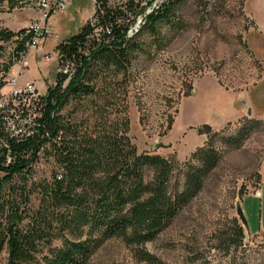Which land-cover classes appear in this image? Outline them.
Returning <instances> with one entry per match:
<instances>
[{
    "label": "rangeland",
    "instance_id": "374dc122",
    "mask_svg": "<svg viewBox=\"0 0 264 264\" xmlns=\"http://www.w3.org/2000/svg\"><path fill=\"white\" fill-rule=\"evenodd\" d=\"M69 1L64 12L49 18L54 35L43 41L44 45L39 44L44 53L39 48H30L22 81L53 85L57 72L74 71L72 62L58 61L56 46L77 33L87 21H97L93 14L100 0ZM175 1L169 16L159 20L153 31L140 32L145 21L141 22L136 37L139 48L133 51L130 65L118 72L117 77L110 69L96 71L107 83L122 80L115 89L124 94L128 136L139 153L158 154L156 151L164 147L162 139L169 131L164 138L166 142L192 129L200 133L198 129L203 125L221 127L205 134L206 141L199 146L218 152V162L203 178L201 190L143 248L155 255L159 264H264L261 239L244 232L240 242L236 233L240 223L237 203L243 209L249 229V217L256 216L257 202L246 195L255 192L260 179L264 116L243 115L233 122L237 109L230 92L246 93L262 76V63L251 41L254 23L245 10L249 4L257 18L264 17V0H250L246 9V0ZM125 3L126 0H106L113 11H123L118 15V22L129 24L133 13L125 8ZM0 13H3L0 23L12 31L26 27L33 16L31 8L13 2L8 11L0 9ZM135 25L129 32H135ZM100 31L99 26L94 36L99 38ZM96 99L91 96L80 102L70 101L60 113L82 126L95 122L97 109L106 111L104 115L109 119H120V108L113 101L109 104L105 99ZM240 129L245 135L242 142L230 143L229 139ZM156 143L158 146L154 148ZM190 155L184 161L169 156L174 160L171 188L179 185L181 189L187 167L200 164ZM60 172L49 154V145H45L31 163L26 180L20 174L14 176L15 185L30 189L29 201L25 204L29 215L39 207L44 185L52 182L54 173ZM151 174L152 170L146 169L145 177ZM64 234L71 238L68 233ZM52 245L60 246L61 238L54 237ZM7 262L5 246L0 252V264ZM87 264L145 263L138 261L132 247L121 239L110 238L93 249Z\"/></svg>",
    "mask_w": 264,
    "mask_h": 264
},
{
    "label": "trees",
    "instance_id": "16d2710c",
    "mask_svg": "<svg viewBox=\"0 0 264 264\" xmlns=\"http://www.w3.org/2000/svg\"><path fill=\"white\" fill-rule=\"evenodd\" d=\"M174 3L150 14L139 31H153L159 20L169 16ZM124 6L134 19L138 9L133 1L126 0ZM120 14L121 9L113 11L106 0H100L93 14L97 21H87L56 46L58 61L72 62L74 71L55 74L54 84L47 88L41 120L49 132V154L61 172L54 173L52 182L44 185L39 207L31 215L25 207L30 189L15 185L13 180L18 174L26 180L37 157L38 143L44 139H35L29 157L0 165V252L6 246L7 264H87L93 249L110 238H119L132 247L138 261L159 264L143 245L155 239L198 194L203 178L218 162L215 149L196 148L190 156L200 164L187 167L181 189L179 185L171 188L173 157L139 153L131 142L125 97L115 89L122 80L107 83L96 74L110 69L117 77L139 48V31L131 37L127 33L133 19L129 24L120 23ZM99 26L101 36L97 38L94 33ZM13 33L0 27V35L6 38ZM91 96L97 98L95 101H113L120 108V119H109L106 111L97 109L95 122L82 126L60 113L68 102ZM168 124L170 129L172 121ZM198 131L207 135L215 132L208 125ZM244 137L240 129L229 140L238 145ZM146 169L152 170L151 177H145ZM236 228L241 242L244 229L240 223ZM54 237L61 238L60 246L52 245Z\"/></svg>",
    "mask_w": 264,
    "mask_h": 264
},
{
    "label": "built area",
    "instance_id": "2783aa9c",
    "mask_svg": "<svg viewBox=\"0 0 264 264\" xmlns=\"http://www.w3.org/2000/svg\"><path fill=\"white\" fill-rule=\"evenodd\" d=\"M132 1L138 13L129 25L127 33L138 21L146 20L154 11L160 10V6L174 2V0ZM11 2L31 8L33 17L23 31H14L7 38L0 35L1 166L11 164L17 157H29L36 138L44 139L38 143L36 156L45 145H49V132L41 120L48 85L22 81L20 77L28 68L26 56L30 48H39L40 43L54 35L50 29L49 18L57 12H64L70 4L69 0H2L0 9L8 11ZM2 174L3 171L0 170V175ZM254 193L258 195L259 190L256 189Z\"/></svg>",
    "mask_w": 264,
    "mask_h": 264
},
{
    "label": "crops",
    "instance_id": "0c3cea01",
    "mask_svg": "<svg viewBox=\"0 0 264 264\" xmlns=\"http://www.w3.org/2000/svg\"><path fill=\"white\" fill-rule=\"evenodd\" d=\"M249 2L250 0H246L245 9L247 8V4ZM245 13L249 14L253 20L254 26L251 27V29L253 30V32H255V34L252 35L251 41H252V45H253V49L255 53L262 63L261 78H259L256 81L255 85H253L250 90L248 91L246 90L247 91L246 93H247L249 105L251 107V115L261 114L264 116V17L257 18L254 14V10L252 6H249V4H248V9L245 10ZM2 14L3 13H0V19H1ZM0 25L2 24L0 23ZM41 44L44 45L43 42ZM39 49H40L39 51L43 50L41 47H39ZM44 51L45 50L42 51V54L44 53ZM27 61L28 60L26 56V64L28 63ZM26 71H24L21 74V77H20L21 80H22V76L24 75ZM230 92H232L235 98V106L237 109V111L235 112V117L233 119V122H234V121H237L241 116L243 115L246 116L245 114L246 107L243 106V102L240 103L238 101L240 92L239 93L234 92V91H230ZM220 128L221 127L212 128V129L218 130ZM168 133L164 135L162 139L163 140L162 143L164 147H159L156 152L165 158H168L169 156H174V158L177 161L186 160L189 157V155L193 151H195L197 147L202 146L204 142L206 141V135L204 133H198L195 129H192V132L186 133L182 135L180 138L175 139L174 141L166 142L164 141V138L168 135ZM259 175H260V179L256 187V189L259 190V194L257 195L254 192H251L247 194L246 196L247 197L250 196L254 198L257 202V210L255 214L256 215L255 219L252 218V216L249 217L250 219L249 232L251 235H257L261 239V241L264 243V160L261 162V165L259 168Z\"/></svg>",
    "mask_w": 264,
    "mask_h": 264
},
{
    "label": "water",
    "instance_id": "95a60500",
    "mask_svg": "<svg viewBox=\"0 0 264 264\" xmlns=\"http://www.w3.org/2000/svg\"><path fill=\"white\" fill-rule=\"evenodd\" d=\"M238 101L240 103L243 102V106L246 107V111H245L246 116L248 117L251 116V107L249 105L247 94L245 92L240 93ZM157 146L158 144L156 143L154 148H156ZM236 215H237L238 220L240 221L242 228L244 229L245 234L249 236L250 232H249V226L247 223V219L239 203H237V206H236Z\"/></svg>",
    "mask_w": 264,
    "mask_h": 264
},
{
    "label": "bare ground",
    "instance_id": "6f19581e",
    "mask_svg": "<svg viewBox=\"0 0 264 264\" xmlns=\"http://www.w3.org/2000/svg\"><path fill=\"white\" fill-rule=\"evenodd\" d=\"M174 1H175V0H174ZM161 7H162V6H160V8H161ZM159 11H160V10H157V11H154L153 13H155V12H159ZM142 21H145V20L138 21V22L136 23V25L134 24V25H135V29H134L135 32H133V31L129 32V31L131 30V28H130V30L128 31V33H129V34H128V37H131V36H133L135 33L138 32V29L140 28V24H141ZM134 25H133V26H134ZM133 26H132V27H133Z\"/></svg>",
    "mask_w": 264,
    "mask_h": 264
}]
</instances>
